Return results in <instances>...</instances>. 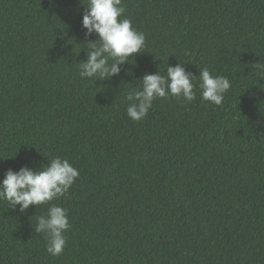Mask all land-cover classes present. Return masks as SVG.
I'll return each instance as SVG.
<instances>
[{"label": "trees", "instance_id": "trees-1", "mask_svg": "<svg viewBox=\"0 0 264 264\" xmlns=\"http://www.w3.org/2000/svg\"><path fill=\"white\" fill-rule=\"evenodd\" d=\"M86 6L0 0V180L54 156L80 172L52 202L71 225L58 257L34 230L48 204L0 200V264H264V0H122L145 47L103 81L79 74ZM178 63L196 100L131 120L127 93ZM203 68L231 82L219 106Z\"/></svg>", "mask_w": 264, "mask_h": 264}, {"label": "clouds", "instance_id": "clouds-1", "mask_svg": "<svg viewBox=\"0 0 264 264\" xmlns=\"http://www.w3.org/2000/svg\"><path fill=\"white\" fill-rule=\"evenodd\" d=\"M84 8L81 26L85 37L95 34L97 39L87 43L86 59L78 63L79 74L81 78L109 80L119 75L120 65L126 63L128 58L142 52L146 37L133 27L130 19L121 18L125 13L122 0H87ZM184 65H167L166 76L159 72L146 73L140 80L142 90H130L125 97L128 102L127 116L135 122L143 120L153 101L158 98L173 96L187 103L195 101L194 76L185 70ZM256 67L264 75V65L256 63ZM199 79L201 98L221 105L231 87L230 80L211 74L208 68L199 72ZM79 175V169L68 159L54 156L39 170L29 167H21L18 171L9 169L0 180V200L7 201L12 210H17L19 206L18 211L25 213L30 205H49L47 213L38 217L34 230L44 234L46 251L53 257L63 253L67 243L64 233L71 225L67 210L52 202L64 196Z\"/></svg>", "mask_w": 264, "mask_h": 264}]
</instances>
